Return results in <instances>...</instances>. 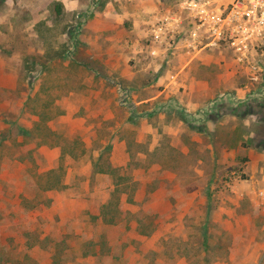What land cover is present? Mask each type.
<instances>
[{"label": "rangeland", "instance_id": "1", "mask_svg": "<svg viewBox=\"0 0 264 264\" xmlns=\"http://www.w3.org/2000/svg\"><path fill=\"white\" fill-rule=\"evenodd\" d=\"M108 1L71 9L0 0V264H76L80 239L105 233L119 243L111 255L125 247L131 261L154 237L143 264H264V81H250L227 48L208 46L200 51L220 55L223 79L211 56L196 53L174 55L164 78L122 77L132 53L93 57L83 36ZM164 1L183 23L180 4L192 0ZM252 58L264 70V46ZM103 63L120 73L106 75ZM145 90L159 97L139 107ZM117 199L129 215L115 242L104 216Z\"/></svg>", "mask_w": 264, "mask_h": 264}, {"label": "crops", "instance_id": "2", "mask_svg": "<svg viewBox=\"0 0 264 264\" xmlns=\"http://www.w3.org/2000/svg\"><path fill=\"white\" fill-rule=\"evenodd\" d=\"M54 1L62 3L64 7L67 8L69 7V5H67L68 2L71 3V9L78 7L76 0ZM186 13L188 14V12ZM187 16L184 22H181V25L177 24L176 26V23H178V20H176L178 15L175 14L172 7L165 4L164 0H110L106 3L104 11L86 26L84 30L85 33L83 34L84 41L88 45L93 57L101 53L110 58L114 49L124 53H132L131 55L134 56L135 61L132 64L127 63L125 69L128 74L122 75L124 78H137L139 76L140 78H144L143 73H148L150 78L160 79L167 77L170 70L168 64L174 62V60H172L174 55H181V59L183 58L185 61H188L189 57L187 55L196 53V58H198V60H203V62L205 61L204 56L209 55L214 59L212 64L221 67L219 62L221 59L220 55H217L215 51L207 54H205V52V55H203V50L196 48L192 36L195 28L194 19L189 17V14ZM158 26L163 28L162 30L166 32L162 34L161 31L157 29ZM181 29L182 31L178 36L174 35L172 37V45L169 46V36L173 35L170 31H178ZM105 47L110 48V51L105 52ZM143 47L145 54H143L144 52L140 53L139 50ZM174 49H176V51L173 54L172 51H174ZM141 57L143 60H141ZM107 61H109V59ZM155 62H160L164 64V66L160 67V69L150 68V65ZM102 68L106 75L114 76V74L120 73L118 70L111 68L110 63H103ZM185 69L186 68L183 70ZM204 69L205 67H203V70ZM221 72V78L223 79L225 74L223 73L222 67ZM183 73L184 71L182 75ZM171 77L174 78L173 75ZM204 87L203 94L206 96L205 91L207 87ZM133 94H135V92H133ZM157 97H159V94L154 90H145L139 95H136V101L140 107L145 102L155 101ZM189 106L190 109H196L199 105L197 103H191ZM155 245L154 237L150 242L146 243L143 241L139 247V250L143 254L138 252L137 259L134 260L132 264H143L141 261L142 256L153 253ZM125 253L128 254L127 250ZM126 257L128 258V256ZM155 263L161 262L155 261L146 264Z\"/></svg>", "mask_w": 264, "mask_h": 264}, {"label": "built area", "instance_id": "3", "mask_svg": "<svg viewBox=\"0 0 264 264\" xmlns=\"http://www.w3.org/2000/svg\"><path fill=\"white\" fill-rule=\"evenodd\" d=\"M211 1L192 0L180 4V10L194 19L192 36L197 49L227 48L249 69L246 75L250 81L259 78L264 81V70L252 58L253 53L264 46V0H230L225 5H214ZM157 29L162 34L166 32L160 26Z\"/></svg>", "mask_w": 264, "mask_h": 264}, {"label": "trees", "instance_id": "4", "mask_svg": "<svg viewBox=\"0 0 264 264\" xmlns=\"http://www.w3.org/2000/svg\"><path fill=\"white\" fill-rule=\"evenodd\" d=\"M3 133H4L3 130H0V149L2 147L3 151H4V149L6 148V146L4 145L6 143L5 142L6 141V137H4V138L2 137ZM21 134L22 135H19V136H21V137H24V135L26 136V132H22ZM33 138L37 142L41 141V140H39L38 135H34ZM67 142H69V143L71 142L72 144L74 143L72 137L71 138L68 137L67 138ZM14 143H16V142H14ZM19 144L21 145L23 143L21 142ZM54 144H57V143H54ZM58 146H59V148L63 149L62 144H60L59 142H58ZM3 153L4 152L0 151V155H2ZM66 156L67 155H62L61 159L66 158ZM68 156L71 159H74L72 154H69ZM75 160H77V159H75ZM99 160H100V163L101 162L107 163L110 159L109 158H105L104 159V157L100 156ZM100 163H99V166L102 165ZM101 173H103V172H101ZM45 174L48 175L47 173H45ZM61 181H62V185H64L66 187V185L68 183L64 182L63 176H61ZM115 185H118V183H116ZM115 187H116L117 190H120V187H122V186H115ZM54 188H56V187H54ZM49 190H53V189H49ZM43 191H45V190H43ZM116 193H118V191H116ZM117 201L118 202H116V205H115L116 207H114V211L112 213V216H104V219L107 220V223L112 225L111 228H110V231H112L113 234L115 232V234H114V236L116 237L115 242L117 240L118 241L121 240V235H120V234H122L121 228H123L124 226H126L128 224V221L125 222V217L127 215H129L128 211L127 212L125 211L123 203L119 199H117ZM122 214L125 217L122 216ZM103 215H105V214H103ZM80 240H81V242H79L78 244L76 242V244L79 247V251H80L81 254H79L80 256L78 258L76 256L73 257L74 261H76L75 262L76 264H78L79 260L85 259V258H89V259L90 258H95L97 261L101 262V261H103L104 257H107V256H112V258L110 260V263H108V264H132L133 263V261L129 260L126 257V253H125L126 249H125V247L122 248V250H121L122 252L120 254L111 255V250L114 249V248L117 249V247H119V243H117L116 246L111 244L110 243V239L107 237L106 233L105 234H95L93 237H90L89 239L88 238L87 239L82 238ZM205 241L206 240H204L203 245L205 244ZM59 244L60 243H56V244L53 245V246H55L54 248H55L56 251H57L58 248L60 249V245ZM65 248H66V250L67 249L70 250L69 255H73L74 254V251L71 248V246L70 247L68 246V248L67 247H65Z\"/></svg>", "mask_w": 264, "mask_h": 264}]
</instances>
